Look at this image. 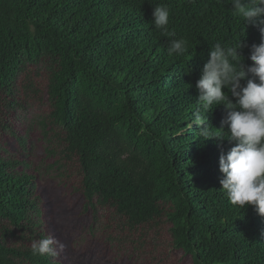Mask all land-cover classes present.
<instances>
[{
    "label": "trees",
    "instance_id": "trees-1",
    "mask_svg": "<svg viewBox=\"0 0 264 264\" xmlns=\"http://www.w3.org/2000/svg\"><path fill=\"white\" fill-rule=\"evenodd\" d=\"M157 4L169 7L174 37L152 24ZM231 8L229 0H0V103L29 67L50 63L44 133L79 165L89 231L135 264L162 223L193 264H264V217L231 204L220 184L219 158L234 145L190 126L210 47L240 40L247 68L261 42ZM178 38L188 51L169 56ZM225 117L223 105L207 114L214 129ZM41 177L25 159L0 154V264H55L30 249L43 237ZM142 189L147 203L136 201Z\"/></svg>",
    "mask_w": 264,
    "mask_h": 264
},
{
    "label": "rangeland",
    "instance_id": "rangeland-1",
    "mask_svg": "<svg viewBox=\"0 0 264 264\" xmlns=\"http://www.w3.org/2000/svg\"><path fill=\"white\" fill-rule=\"evenodd\" d=\"M49 67L48 61L29 67L28 77L23 74L15 83L13 97L0 103V154L25 159L32 171H41L35 188L40 207L38 232L65 245L58 258H50L55 264H135L113 242L89 231L93 217L84 211L79 165L63 160L53 137L44 133L43 123L50 112ZM84 130L92 132L93 125L86 124ZM135 196L138 203L149 202L146 189L136 191ZM169 228L162 223L152 231L143 264H193L190 256L173 248ZM12 243L17 240L13 238Z\"/></svg>",
    "mask_w": 264,
    "mask_h": 264
},
{
    "label": "clouds",
    "instance_id": "clouds-1",
    "mask_svg": "<svg viewBox=\"0 0 264 264\" xmlns=\"http://www.w3.org/2000/svg\"><path fill=\"white\" fill-rule=\"evenodd\" d=\"M229 2L234 17L240 18L245 26L251 24L259 28L261 42L251 46L249 59L252 63L247 68L240 55V40L231 46L216 43L210 47L209 58L195 85L198 96L190 126L197 125V134L205 141L226 139L234 145L227 155L221 154L219 158L222 190L231 204L241 208L253 206L257 214L264 217V0ZM169 16V7L157 4L153 7L152 24L174 37L175 33L167 28ZM187 51L185 38L169 40V56H181ZM219 105L224 106L226 117L221 121V128L214 129L207 114ZM64 247L53 236L33 240L30 245L32 255L53 260L60 256Z\"/></svg>",
    "mask_w": 264,
    "mask_h": 264
}]
</instances>
